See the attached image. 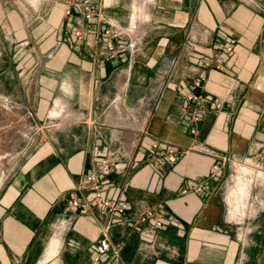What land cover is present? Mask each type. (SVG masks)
Returning <instances> with one entry per match:
<instances>
[{"label": "crops", "instance_id": "1", "mask_svg": "<svg viewBox=\"0 0 264 264\" xmlns=\"http://www.w3.org/2000/svg\"><path fill=\"white\" fill-rule=\"evenodd\" d=\"M30 3L38 14L23 23L39 25L24 32L39 46L22 47L0 86L45 125L0 179V264H264V186L243 238L224 193L233 162L264 153V0H92L101 20L66 14L65 0ZM110 24L129 32L107 59ZM192 91L221 106L194 122ZM157 140L176 147L175 161L153 166ZM107 151L119 159L104 195L128 209L73 207ZM153 208L166 223L150 233L152 219L139 218ZM106 224L119 251L96 262Z\"/></svg>", "mask_w": 264, "mask_h": 264}, {"label": "rangeland", "instance_id": "2", "mask_svg": "<svg viewBox=\"0 0 264 264\" xmlns=\"http://www.w3.org/2000/svg\"><path fill=\"white\" fill-rule=\"evenodd\" d=\"M30 1L33 3V0H0V75L5 73L6 69H12L13 60H15V64L22 61L18 53L24 45L34 48L39 46L38 39L32 37L29 40L25 35L26 32H24L39 25L38 20L30 24L27 22L26 25L23 23V12L29 17L35 15V13L38 14L37 11H34L36 8L33 4L31 5ZM5 97H7L6 88L0 86V179L19 158L21 160L23 152L29 148L30 144L33 146L43 138L41 129L45 125L44 119L37 118L33 110L29 113L27 109L25 110L22 107V104L18 105L13 102L12 98L8 101ZM242 166L249 169L239 170ZM239 174L245 176L244 181L250 187L247 185L248 196H244L242 198L244 200L241 199L242 205L238 208L236 214L232 216L231 211H234L235 208L230 203V191L236 186L235 181ZM260 177V172L254 165L237 161L231 170V175L224 189L228 213L234 221V226H237L240 238L248 233L247 221L251 220L257 206V203H254L253 198H251L252 192H258L264 186L260 181ZM241 210L245 212L241 214Z\"/></svg>", "mask_w": 264, "mask_h": 264}, {"label": "built area", "instance_id": "3", "mask_svg": "<svg viewBox=\"0 0 264 264\" xmlns=\"http://www.w3.org/2000/svg\"><path fill=\"white\" fill-rule=\"evenodd\" d=\"M65 12L66 14H71L74 10V7H77L81 13L86 17H94L101 20V13H94L91 7L92 0H65ZM128 28H122L117 25L110 24L109 27L104 29V33L109 36V39L106 42V52L105 57L108 59L115 56L119 51L124 49L123 43L115 44L112 40L115 37H123L128 34ZM75 36L77 39H84V32L79 29L75 31ZM89 44V41L85 39ZM234 42V39L231 40V43ZM228 49L231 50V46H228ZM208 64V62H206ZM201 80L195 82V86H200ZM188 100L198 101L200 103L197 111L193 114L192 120L194 122H199L203 119L204 115L208 112L210 106L218 108L221 106V102L216 99L207 98L204 95L192 91L187 94ZM192 132H195V129H192ZM264 147V143L261 142L258 145V148ZM177 149L175 146L170 143L155 141L152 144L151 148V162L154 167H158L161 164H164L167 160L175 161L176 160ZM119 159V155L116 151H107L101 155L100 159L95 163V165L86 173V178L84 182V188L88 190L87 197H73L71 204L73 207L88 208L91 204H95L99 207H105L109 214L119 213L123 214L128 209V203L120 198H108L104 195L105 183L103 177L111 175L116 170V162ZM239 162H246L252 164L260 172V179L264 177V153L259 155V160L255 161L249 158L243 160H238ZM237 161L233 162V166L236 165ZM216 167V166H215ZM192 188L200 189V187L192 186ZM152 219L151 223L148 224L147 229L150 233L154 232L156 228L163 227L166 223L164 217L158 213L157 209H148L140 216L139 221L145 222ZM110 225L106 224L102 230V237L98 240L95 261H99L101 255L107 252L110 249H113L114 253H118L119 245L112 246L110 237H109Z\"/></svg>", "mask_w": 264, "mask_h": 264}, {"label": "bare ground", "instance_id": "4", "mask_svg": "<svg viewBox=\"0 0 264 264\" xmlns=\"http://www.w3.org/2000/svg\"><path fill=\"white\" fill-rule=\"evenodd\" d=\"M139 8V7H137ZM137 10V9H136ZM137 14V13H136ZM139 14V13H138ZM138 17V16H137ZM65 109V108H64ZM250 166V165H248ZM240 169H247L246 167L242 166L239 168ZM249 169V168H248ZM247 169V170H248ZM251 169V168H250ZM255 170V169H254ZM253 170V171H254ZM250 171V170H249ZM252 172V171H251ZM246 173V172H245ZM258 173V172H257ZM85 176V175H84ZM244 178L245 176L243 177L242 175H237L236 177V186L231 189L230 191V203L231 205L235 208L234 211H231V215L234 216L236 214V211L238 210V208L242 205V201L241 199L247 195V185L249 186V184H247L246 181H244ZM234 179V178H233ZM234 181V180H233ZM235 185V184H234ZM250 187V186H249ZM229 192V191H228ZM249 192V191H248ZM248 196V195H247ZM244 200V199H242ZM245 200H246V197H245ZM245 202V201H244ZM246 203V202H245ZM244 203V204H245ZM235 205V206H234ZM246 205V204H245ZM245 208V207H244ZM248 211V209H247ZM245 211L241 210L240 213L243 214ZM250 213V212H249ZM249 217V216H248ZM62 229V228H61ZM60 233V232H59ZM58 236L59 235H56L54 236V238H52V241H51V244H50V247L45 255V260H48L50 259L51 257H53L55 255V253L57 252V244H58ZM60 239V238H59ZM61 240V239H60ZM59 247V246H58ZM43 261V260H42ZM51 262V261H50Z\"/></svg>", "mask_w": 264, "mask_h": 264}]
</instances>
